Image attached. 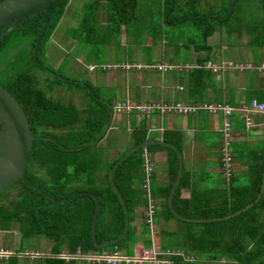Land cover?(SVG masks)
<instances>
[{"label":"crops","instance_id":"obj_1","mask_svg":"<svg viewBox=\"0 0 264 264\" xmlns=\"http://www.w3.org/2000/svg\"><path fill=\"white\" fill-rule=\"evenodd\" d=\"M160 1V6L142 8L146 16L144 21L138 17L140 9L137 7L133 12L134 17L126 24L119 25L117 35L110 32V28H116V25L111 26L113 23L109 18L106 3H102L93 19L97 30L95 35H90V42H87L85 35L78 34L82 28L80 23L83 25L84 22L83 18L79 17L81 14L78 4L73 6L70 0L65 14L45 46L43 55V58L56 68H50L51 75H56L65 82L85 86L92 99L106 103L113 111L109 125L103 133L104 137L98 145L100 149L105 150L109 161L119 159L134 147H131V133L134 130H142L145 135V141L142 143L148 145L141 149L144 159L153 166L148 190L144 191L147 207L135 209L132 221L129 222V227L134 232L129 244V254H122L129 259H137L144 252H152L153 255L148 262L127 264H172V255L182 256L188 261L191 256H183L184 246L180 243L186 233L191 231L198 235L205 230L204 224L218 222H189L173 215L174 219L164 221L161 207L166 203L169 209L170 192L167 200L162 198L163 190L169 181V152H175L178 158V171L172 188L179 180L178 188L184 179L179 201L210 202L212 206H216L218 202L229 201L230 194L236 188L249 184L250 167L257 163L258 157L264 152V114L252 111L243 113V108L248 107L252 100L264 104V69L259 70L264 65V48H256L251 40L243 39L241 43H235L231 39L235 33H227L223 27L224 29L217 28L206 38L205 45L208 50L199 49L197 45L199 46L200 41H191L194 36L188 29L192 28L186 27L185 24L169 25L166 22L164 1ZM178 10L181 13L193 12L188 9L185 0ZM178 27H182L178 32L179 39H168L166 29L175 31ZM65 30L74 32V37H68L64 33ZM224 37L226 38L221 40ZM138 38L142 40L139 41ZM228 63L249 64L254 68L241 71L229 69ZM210 64L218 68L223 67V70H212L208 68ZM126 65H139L143 68H120ZM158 65L189 66L190 69H174L162 73L155 69ZM93 66L95 69L91 70L90 67ZM56 91H60V87L53 92ZM88 100L89 98L84 97L81 90L77 89L70 102L79 109H84ZM125 102L134 107L167 105L196 108V111L182 114L161 113L153 109L148 113H116L114 108ZM205 104L225 105L231 108L232 113L229 117H225L221 112L209 114L200 109ZM224 121L231 125L229 147L233 167L230 172L223 169L221 157V130ZM134 180L135 188L142 186L144 167ZM152 193L155 195L154 199H151ZM150 200L155 204L156 211L151 223L147 224L145 220ZM172 208L175 210L173 198ZM186 223L193 226H186ZM163 233L170 235L164 237ZM50 245L46 236L24 239L18 226L12 223L9 229H0V251L10 253L8 257H0V264H8L10 257L15 258L17 264H45L44 260L52 257L49 254ZM163 246L172 247L162 250ZM102 253L69 254L63 246L58 257L68 264H103L93 260L97 254Z\"/></svg>","mask_w":264,"mask_h":264},{"label":"trees","instance_id":"obj_2","mask_svg":"<svg viewBox=\"0 0 264 264\" xmlns=\"http://www.w3.org/2000/svg\"><path fill=\"white\" fill-rule=\"evenodd\" d=\"M2 1L4 0H0ZM138 1L93 0L86 7L87 17H83L84 22L78 34L82 33L87 42H90V35H95L97 30L93 25L94 15L100 5L106 3L113 23L111 26L116 25L113 30L110 28V32L117 35L119 25L126 24L134 17ZM163 1L167 12L166 22L169 25L185 24L192 28L194 37L191 41L199 38L200 44L197 47L208 50L206 38L217 28L225 27L228 30L227 26L233 18H240L241 11L238 7L246 0H236L230 15L228 12L232 0H228L216 15L202 14L195 10L181 13L178 9L184 0ZM197 1L195 0L199 3ZM69 2L70 0L57 2L44 34L43 29L48 22L52 5L38 10L0 35V85L19 103L34 138L25 177L57 200L78 193L95 195L99 202L96 241L101 244L119 238L125 227L123 208L108 179V172L118 158L109 161L105 150L98 147L104 134L95 139L105 128L110 109L106 103L92 99L85 86L62 81L49 72H45L46 78L38 79L35 73L46 70L42 63L45 46L65 14ZM258 2L264 8V0ZM191 3L187 2L188 5ZM258 22L252 28V43L256 48H264V16ZM40 38L41 42L34 56L33 52ZM43 84L46 88L42 87ZM63 85L79 89L84 97L89 98L84 109H79L71 102L62 104L47 94ZM131 137V147L145 141L142 130H134ZM90 141L93 143L86 146ZM78 148L80 149L77 150ZM169 154V181L163 190L164 200L168 198L178 171L177 155L173 151ZM144 162L143 149H139L113 173V183L125 203L129 222L137 207H147L142 186L134 187L135 176L143 170ZM263 168L264 152L258 157L257 163L250 167L249 184L236 188L230 194L229 201L218 202L216 206H212L210 202H180L178 198L184 187L183 179L173 197L174 208L178 214L190 219H214L233 214L258 197L263 182ZM14 186L18 189L15 199L3 202L5 194H0V229L7 230L14 223L24 239L39 236L49 238V254L52 257L46 258L45 264H68L58 257L63 246L69 254L89 255L112 252L114 249L125 255L129 254V244L134 235L131 227L123 239L112 246L96 248L93 245L91 230L94 201L91 197L81 196L57 205L22 182H17ZM154 198L152 193L151 199ZM161 208L164 221L174 219L166 203ZM203 226L204 231L198 235L189 231L180 242L184 246L183 256H191V259L185 261L182 256L172 255V264H264V192L260 200L247 211L232 219ZM162 235L166 237L170 234ZM170 247L172 246H163L162 250ZM8 264H17V260L10 257Z\"/></svg>","mask_w":264,"mask_h":264},{"label":"water","instance_id":"obj_3","mask_svg":"<svg viewBox=\"0 0 264 264\" xmlns=\"http://www.w3.org/2000/svg\"><path fill=\"white\" fill-rule=\"evenodd\" d=\"M58 1L59 0H4L0 2V35L3 34L13 25L17 24L21 20H24L28 16L37 12L38 10L48 5H52V11L48 18V22L45 28L43 29V34H44L46 29L48 28L49 22L52 18L54 9ZM235 2L236 0H232V5L228 12V15L232 13ZM40 42H41V38L37 41V44L35 46V50L33 52L34 56L36 54L37 47L39 46ZM112 116H113V111L110 108L109 120L105 128L100 132L99 135L96 136L95 139H98L104 133L105 129L109 125V121L111 120ZM33 139L34 138L32 137L28 120L26 119L25 114L22 108L20 107L19 103L2 85H0V194L10 189L17 182H22L27 187L37 191L38 193L45 196L48 200H50L53 204H57V205L66 203L71 199H75L77 197L89 196L94 201V214H93V222H92V230H91V238L93 245L96 248H105L108 246H112L118 243L121 239H123V237L128 232L129 217L125 203L119 191L117 190L116 186L113 183V179H112L113 173L132 154H134L137 150L141 149L142 147L147 146L148 143H142L130 148L114 163V165L110 168L108 172V179L111 188L118 197V200L124 211L125 227L123 233L119 238L98 244L96 241V223L98 220L99 202L95 195L91 193H78L69 196L66 199L57 200L52 195H50L45 190L41 189L39 186L35 185L25 177V172L29 163V157H30V151H31ZM92 143L93 141H90L86 146H89ZM79 149L80 148H78L77 150ZM179 163H180L179 174H181V169H182L181 158L179 159ZM178 182L179 180L174 184L173 188L170 191L168 206L171 214L175 218L180 220H186L189 222L205 223V222L232 219L235 216L241 214L242 212L250 209L255 203H257L260 200L262 193L264 192V173H263V182L260 189V193L258 197L254 200V202L250 203L241 210L222 218L208 219V220H194V219L183 218L182 216L177 214L175 210L172 208V198L176 191Z\"/></svg>","mask_w":264,"mask_h":264},{"label":"built area","instance_id":"obj_4","mask_svg":"<svg viewBox=\"0 0 264 264\" xmlns=\"http://www.w3.org/2000/svg\"><path fill=\"white\" fill-rule=\"evenodd\" d=\"M227 67L229 69L233 68L235 70H250L254 67L251 65H232L227 64ZM114 69L116 68L113 67ZM123 70H130L131 68H136L137 70H141L142 66H121L120 67ZM208 68L212 70H223V67L218 68L214 67L211 64L208 66ZM91 70H94L95 67H90ZM157 71L166 73L169 71H172L174 69H177L179 71H186L189 70V66H181V67H174L169 65H158L155 67ZM264 69V65H262L259 70ZM156 109L157 111L161 113H170V112H176V113H182L186 114L188 112H195L196 108H185V107H170L167 105H156V106H146V107H134L130 103L125 102L122 104H118L114 111L116 113H132V112H140V113H148L150 110ZM200 109L206 111L209 114H216L217 112H221L225 117H229L232 113L231 108L225 105H203ZM254 112V113H261L264 114V104L258 103L255 100H252L248 107L243 108V113L248 114V112ZM249 122V121H248ZM250 123V122H249ZM221 136H222V147H221V157H222V164L223 169H225L227 172H230L232 170L233 164H232V154L229 147V141L231 139V125L228 121H224L223 128L221 130ZM144 180L142 182V189L144 191L148 190L149 187V181L152 178V172H153V166L150 164L146 159L144 162ZM156 211V206L152 202V200L149 201L148 204V210L146 214V223L150 224L153 214ZM10 253L0 251V257H8ZM152 252H144L142 256H140L137 259H129L125 255H123L121 252H119L117 249H114V251L109 253H102L97 254L93 260H95L97 263H103V264H121V263H132V262H148L151 259Z\"/></svg>","mask_w":264,"mask_h":264},{"label":"rangeland","instance_id":"obj_5","mask_svg":"<svg viewBox=\"0 0 264 264\" xmlns=\"http://www.w3.org/2000/svg\"><path fill=\"white\" fill-rule=\"evenodd\" d=\"M92 1L93 0H72L73 6L75 4H78L77 5L78 9H79L78 11L81 14V15H79L80 18H83L84 16L87 17L86 7ZM193 1L194 2H192V0H187V2H190V3L192 2L190 5L187 4L189 10L197 11L199 9V11H201L202 13H206V14H210V15H216V13L218 14L221 12L223 5L227 4L226 2L228 0H198L197 2H199V3H196L195 0H193ZM160 3H161L160 0H139L138 1L139 5L137 7L140 9V12L138 15L140 20L144 21L143 19H145V17H146L144 15V12L142 11V8H144V7L146 8L147 6H152V5L153 6H160ZM252 3H253V5H250ZM191 7H194V8L192 9ZM238 8L241 11V13L239 14L240 18H238V20H240V21H238L237 19H236L237 20L236 21L235 18H233V20L230 22V24H228L229 26H227L228 30L226 32L229 33L230 31H233L235 33V35L231 37V39L235 43H241L243 41V39L248 40V41H250V40L252 41V39H253V37H252L253 25L254 24L258 25V23H259L258 21L264 16V8H262L261 5H259L258 0L257 1L256 0H246L245 2L240 4V7H238ZM153 17H156V16L153 15ZM80 25L82 26V23H80ZM132 25H134V24H132ZM69 27L70 26H67L66 28H69ZM166 30L168 31V34H169L168 39H172L174 37L176 39L178 37V32L182 30V27H178V29L175 31L174 30L170 31V29H166ZM188 30H190V32H193V29H188ZM64 33L70 38H73L75 35V34H73L74 32H72L70 30H65ZM142 33L144 34V31H142ZM186 35L189 36V34H185V36ZM183 38L186 40L185 37H183ZM225 38L226 37L222 38L221 40H223ZM177 39H179V37ZM198 39H196V40L199 41L200 39L199 40ZM138 40L141 41L142 39L138 38ZM70 54L72 55L73 53H70ZM42 63H43V67L46 70L35 72L38 79L46 78L45 72H49L51 74L52 71H50V68H52V70L56 69L50 64V62H47L44 58H42ZM47 68H49V69H47ZM60 71H62V70H60ZM42 87L46 88L44 86V84L42 85ZM75 93H76L75 88H73V89L72 88L71 89L66 88L64 85L61 86L60 91H56V93L50 92V91L47 92V94H49V96L54 97V99L60 101L62 104H65V105L69 104L70 99L72 100L74 98ZM73 102H74V100H73ZM17 190L18 189L16 186H13L10 189L6 190L4 192L5 197L2 199V201L7 202L8 200L15 199V197L17 195Z\"/></svg>","mask_w":264,"mask_h":264}]
</instances>
